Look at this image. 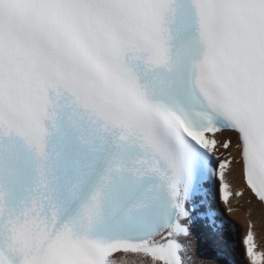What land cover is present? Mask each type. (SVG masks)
I'll return each mask as SVG.
<instances>
[{
  "label": "snow or ice",
  "instance_id": "1",
  "mask_svg": "<svg viewBox=\"0 0 264 264\" xmlns=\"http://www.w3.org/2000/svg\"><path fill=\"white\" fill-rule=\"evenodd\" d=\"M246 193L264 0H0V264H264Z\"/></svg>",
  "mask_w": 264,
  "mask_h": 264
},
{
  "label": "bare ground",
  "instance_id": "2",
  "mask_svg": "<svg viewBox=\"0 0 264 264\" xmlns=\"http://www.w3.org/2000/svg\"><path fill=\"white\" fill-rule=\"evenodd\" d=\"M231 203L235 210L229 215V219L232 220L236 226L235 235L237 240H242V236L246 234L249 221H252L256 237L262 240V244L264 245L263 205L258 200L252 198L250 193H246L245 197L240 199L239 204H237L235 200ZM205 251L210 253L209 247L205 246Z\"/></svg>",
  "mask_w": 264,
  "mask_h": 264
},
{
  "label": "rangeland",
  "instance_id": "3",
  "mask_svg": "<svg viewBox=\"0 0 264 264\" xmlns=\"http://www.w3.org/2000/svg\"><path fill=\"white\" fill-rule=\"evenodd\" d=\"M222 206V205H221ZM223 207V206H222ZM238 241H240L239 239H238ZM239 243V242H238Z\"/></svg>",
  "mask_w": 264,
  "mask_h": 264
}]
</instances>
